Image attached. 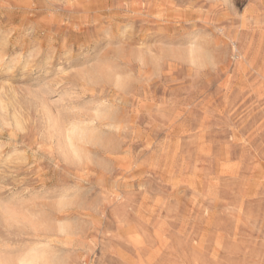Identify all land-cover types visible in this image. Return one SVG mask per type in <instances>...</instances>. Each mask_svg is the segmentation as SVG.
I'll list each match as a JSON object with an SVG mask.
<instances>
[{"label":"rangeland","instance_id":"rangeland-1","mask_svg":"<svg viewBox=\"0 0 264 264\" xmlns=\"http://www.w3.org/2000/svg\"><path fill=\"white\" fill-rule=\"evenodd\" d=\"M33 249L264 264V0H0V264Z\"/></svg>","mask_w":264,"mask_h":264},{"label":"bare ground","instance_id":"bare-ground-1","mask_svg":"<svg viewBox=\"0 0 264 264\" xmlns=\"http://www.w3.org/2000/svg\"><path fill=\"white\" fill-rule=\"evenodd\" d=\"M94 138L95 135L93 134V130L91 129V127L80 123H72L69 130H67L64 136H62V144L64 149L67 151V153L72 155L74 158H80L81 157L80 152L82 150L80 149L78 143H89L93 141ZM4 212L6 215H8V218L7 217L6 218L8 220L10 219L12 220L13 216H11L6 209ZM42 258H43L42 251H40L39 249H33L26 252V254L18 260V264H39V262L42 261L41 260Z\"/></svg>","mask_w":264,"mask_h":264}]
</instances>
